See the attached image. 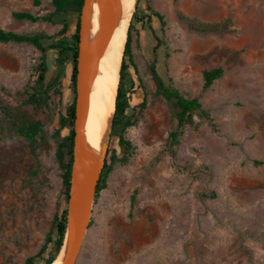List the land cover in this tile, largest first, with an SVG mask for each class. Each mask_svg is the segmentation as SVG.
Masks as SVG:
<instances>
[{
    "label": "rangeland",
    "instance_id": "rangeland-1",
    "mask_svg": "<svg viewBox=\"0 0 264 264\" xmlns=\"http://www.w3.org/2000/svg\"><path fill=\"white\" fill-rule=\"evenodd\" d=\"M149 7L163 16L162 25L154 20L162 45L155 56L150 30L135 24L129 94L142 86L145 108L122 134L133 152L96 192L76 264H264V0H141L139 14ZM18 11L44 15L54 7L0 0V27L76 32L78 13L34 22L14 17ZM228 19L222 33L194 24ZM41 55L33 45L0 41V102L18 111V133L0 116V264L32 256L41 264L55 218L68 210L57 151L59 135L69 133L60 121L75 97L73 81L64 73L47 104L28 103ZM55 56L48 51L49 72ZM154 59L166 81L200 96L213 118L195 116L175 145L177 122L150 81ZM219 67L222 75L204 90V71ZM66 68L71 74L72 61ZM37 122L30 138L24 132Z\"/></svg>",
    "mask_w": 264,
    "mask_h": 264
},
{
    "label": "trees",
    "instance_id": "trees-1",
    "mask_svg": "<svg viewBox=\"0 0 264 264\" xmlns=\"http://www.w3.org/2000/svg\"><path fill=\"white\" fill-rule=\"evenodd\" d=\"M51 3L54 7V11L44 15H36L28 11L14 12L13 15L17 19H28L34 22L41 20L53 22L54 16L59 13H78L76 32L73 35L64 36L66 26H64L60 34L54 36L47 35L43 32L18 33L11 30H5L0 27V41L33 45L42 53L40 62L35 66V69L38 72V78L31 86L32 92L29 94L27 99L28 103L47 104V101L50 99L51 91L57 90L58 86L60 85L68 62L72 61L73 63L72 80L75 97L66 105L65 113L61 117L60 121L61 129L68 128L69 133L62 137H60L58 133L60 145L57 151V156L61 161L63 168L65 169V173L63 175L65 185L64 190L66 198L69 200L75 136L74 126L76 118V80L79 54L80 14L84 0H51ZM140 4L141 0H138L136 10L129 24L127 40L121 62L120 78L118 83L116 106L112 121L110 139L97 192L107 186V178L114 166L119 162L126 163L131 158L133 146L129 140L122 136V134L145 108V103L132 106L128 97V92L134 85L130 68L135 65L133 52L131 49L132 30L136 26L135 24H141L142 28L148 27L151 30L152 36L156 41L153 47L155 56H157V51L162 45L157 28L158 26H155L153 21L155 18H158L162 25L164 22L163 16L157 12L151 14L150 7L148 9L144 8L142 10V14L140 15ZM230 22V19L221 23H194L192 21V23H194L200 31L221 33L229 31L228 23ZM49 50H53L56 54L55 69L52 72H49L47 64V54ZM167 56L168 55H166V57ZM147 67L150 75V81L155 90V97L164 100L167 103L173 118L177 122L176 128L170 133L171 145L178 143L179 137L183 134V131L187 125L195 123V116L199 118H205L209 121L213 120L210 110L203 106L200 96L188 95L172 83H168L166 81L158 69L156 59L149 61ZM222 73L223 69L220 67L205 70L203 89H208L212 85L213 81L220 77ZM0 116H2L3 120H7L9 123H11V126L8 127L9 130H14L18 133V111L12 109L9 105H5L4 103L0 102ZM40 127V122L34 124L30 123L27 129L28 131L24 133L27 136H30V138H33L40 130ZM116 141L118 142V145L115 144ZM174 152L175 151H172V153ZM67 220V209L64 210L61 217L55 218L54 228L48 234L46 243L38 253V257L42 260L41 264H52L60 254L65 240ZM23 264L39 263H37L36 257L32 256L29 257Z\"/></svg>",
    "mask_w": 264,
    "mask_h": 264
},
{
    "label": "water",
    "instance_id": "water-1",
    "mask_svg": "<svg viewBox=\"0 0 264 264\" xmlns=\"http://www.w3.org/2000/svg\"><path fill=\"white\" fill-rule=\"evenodd\" d=\"M95 1H97L100 6V36L96 43L89 49L88 35L90 13ZM117 3L118 0H84L80 14L79 54L76 80V118L74 126L75 136L67 210V230L63 244L64 246L66 242V254L63 264H76L77 262L86 231L91 221L94 197L101 179L110 139L112 122L108 138L104 145L102 161L97 169L94 168L88 159L81 156V150L85 140L90 93L99 70L100 61L115 29ZM137 3L138 0L135 2V10ZM71 70V74L66 73L67 68L65 70L67 80L73 79V68ZM128 97L132 106L140 104L145 98L142 86L131 95L128 92Z\"/></svg>",
    "mask_w": 264,
    "mask_h": 264
},
{
    "label": "bare ground",
    "instance_id": "bare-ground-1",
    "mask_svg": "<svg viewBox=\"0 0 264 264\" xmlns=\"http://www.w3.org/2000/svg\"><path fill=\"white\" fill-rule=\"evenodd\" d=\"M135 2L136 0H118L115 29L100 61L99 70L90 93L85 140L81 150V156L88 159L96 169L102 161L104 145L108 138L115 111L121 62L129 24L135 12ZM99 22L100 6L95 1L90 13L89 49L96 43L100 36ZM65 254L66 242L52 264H63Z\"/></svg>",
    "mask_w": 264,
    "mask_h": 264
},
{
    "label": "crops",
    "instance_id": "crops-1",
    "mask_svg": "<svg viewBox=\"0 0 264 264\" xmlns=\"http://www.w3.org/2000/svg\"><path fill=\"white\" fill-rule=\"evenodd\" d=\"M153 23H154V25L156 26V22H155V21H153ZM138 27H141V28H142V25H141V24H139V25H138ZM146 28H147V27H146ZM146 28H145V29H146ZM143 29H144V28H143ZM148 29H149V28H148ZM149 30H150V29H149ZM150 32H151V30H150ZM151 36H152V32H151ZM152 37H153V36H152Z\"/></svg>",
    "mask_w": 264,
    "mask_h": 264
}]
</instances>
